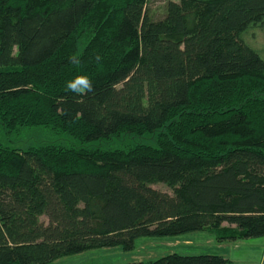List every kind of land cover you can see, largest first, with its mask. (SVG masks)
<instances>
[{
  "label": "trees",
  "instance_id": "obj_1",
  "mask_svg": "<svg viewBox=\"0 0 264 264\" xmlns=\"http://www.w3.org/2000/svg\"><path fill=\"white\" fill-rule=\"evenodd\" d=\"M263 22L264 0H169L159 19L147 0H0V264L206 230L264 237V59L242 38ZM79 75L92 92L66 90ZM34 128L81 145L153 141H2Z\"/></svg>",
  "mask_w": 264,
  "mask_h": 264
},
{
  "label": "rangeland",
  "instance_id": "obj_2",
  "mask_svg": "<svg viewBox=\"0 0 264 264\" xmlns=\"http://www.w3.org/2000/svg\"><path fill=\"white\" fill-rule=\"evenodd\" d=\"M168 1L147 0V8L154 19H159L163 16L165 5ZM171 1L179 3L182 0ZM242 38L249 47L264 59V22L248 29ZM2 141L9 147L21 150L42 143H54L74 148H106L122 144L135 145L150 143L153 141V136L138 138L123 135L122 137H114L109 141L81 145L67 135L62 134L51 137L43 134L40 129L34 128L21 135H3ZM153 188L171 194V191L163 184L154 185ZM223 227L226 229H234L233 226L227 224H223ZM186 235L178 237L139 238L135 242L134 250L130 252H124L118 247L93 249L81 254L63 257L48 264H126L154 261L172 253L180 255L217 254L224 255L229 261L236 264L239 261V264H264V237L249 240L236 238L233 240H220L215 232L209 230ZM224 235H227V233Z\"/></svg>",
  "mask_w": 264,
  "mask_h": 264
},
{
  "label": "clouds",
  "instance_id": "obj_3",
  "mask_svg": "<svg viewBox=\"0 0 264 264\" xmlns=\"http://www.w3.org/2000/svg\"><path fill=\"white\" fill-rule=\"evenodd\" d=\"M95 60L99 62L101 60V57L97 55L95 57ZM70 62L79 65L81 61L79 59L78 54L70 57ZM66 90L82 96L88 92H92L93 88H92L91 80L88 76L79 75L75 77L72 81L67 82Z\"/></svg>",
  "mask_w": 264,
  "mask_h": 264
},
{
  "label": "crops",
  "instance_id": "obj_4",
  "mask_svg": "<svg viewBox=\"0 0 264 264\" xmlns=\"http://www.w3.org/2000/svg\"><path fill=\"white\" fill-rule=\"evenodd\" d=\"M187 236V235H186ZM262 243V242H261ZM260 243V244H261ZM263 254H264V249H263ZM223 257H225L224 255H222ZM226 259H227V257H225ZM263 258V257H262ZM260 262H262L261 260H260ZM233 263V262H232ZM240 263V261L237 263V264H239ZM233 264H236V263H233Z\"/></svg>",
  "mask_w": 264,
  "mask_h": 264
}]
</instances>
